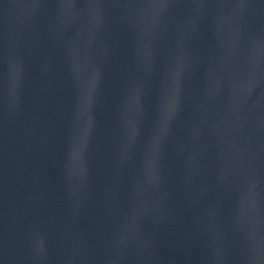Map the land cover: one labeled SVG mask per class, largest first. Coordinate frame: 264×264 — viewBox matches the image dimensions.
Masks as SVG:
<instances>
[{
	"label": "water",
	"instance_id": "obj_1",
	"mask_svg": "<svg viewBox=\"0 0 264 264\" xmlns=\"http://www.w3.org/2000/svg\"><path fill=\"white\" fill-rule=\"evenodd\" d=\"M0 264H264V0H0Z\"/></svg>",
	"mask_w": 264,
	"mask_h": 264
}]
</instances>
